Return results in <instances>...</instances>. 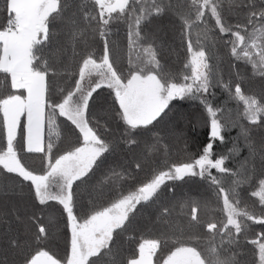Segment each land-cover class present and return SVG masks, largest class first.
<instances>
[{
	"label": "snow or ice",
	"instance_id": "obj_1",
	"mask_svg": "<svg viewBox=\"0 0 264 264\" xmlns=\"http://www.w3.org/2000/svg\"><path fill=\"white\" fill-rule=\"evenodd\" d=\"M92 9L83 3L73 7V0H4V23L0 24V74L9 79L8 90L0 94V171L15 176L20 185L25 182L37 206L61 207L68 240L63 258H57L44 248L21 256L22 264H153V257L168 241L163 237L142 239L135 253L118 259L115 241L130 230L138 206L156 203L163 187L170 181L199 178L209 183L222 205L224 219L202 221L198 217L200 203L189 199L182 207L189 209L190 224L206 229L208 243L201 247L198 237L188 233L178 236L166 255L156 264H239L236 259L242 234L249 222L264 225V170L259 172L250 196L261 207L257 214L242 206L239 189L256 175L251 167L241 175L226 166L227 155L214 153V142H223L226 125L217 116L208 97L218 85L231 93L219 74L208 64L201 45L193 50L188 39L193 24L207 26L205 16L214 20L215 29L230 45L236 59L250 63L254 73L264 78V0H245L239 7L242 15L235 24L222 14L217 0H191L187 14L166 0H91ZM175 15L181 23V35L187 40L190 60L184 65L188 74L179 78L167 73L151 36L145 28L156 19ZM118 21L128 24L130 55L125 71L117 66V51L110 42V25ZM67 33L73 45L83 43L87 34L98 37L102 54L81 55L75 79L69 88L55 84L57 55L50 49L59 48L57 29ZM251 29V30H250ZM143 33V35H142ZM204 39L207 40V34ZM199 44V40L197 41ZM146 45V46H145ZM140 50L135 57L131 52ZM75 52V47L73 48ZM162 58V57H161ZM112 96L115 115L126 129L123 143L129 150L139 146L135 137L154 134L171 111L174 101L199 100L210 118L208 141L201 153L187 162L172 163L153 169L143 180L129 188L115 169L104 170L107 155L116 149L112 130L107 123L94 118L93 109L100 90ZM234 98L244 105L243 117L251 127H241V135L249 142L253 128L264 130V103L255 96L245 95L241 83L234 85ZM62 118L69 125L75 141L64 147L61 141ZM25 155L39 157V171L22 161ZM135 169L142 170L136 162ZM236 177L229 186L213 174ZM98 183L110 190L112 198L102 204L81 203L78 192L82 186ZM172 216L169 206L160 208V219ZM37 227L36 240H48L49 230L39 216L33 214ZM258 249V264H264V232L249 241ZM6 251L0 253V264H9V253L20 255L22 245L8 237ZM14 264V261H13Z\"/></svg>",
	"mask_w": 264,
	"mask_h": 264
},
{
	"label": "trees",
	"instance_id": "obj_2",
	"mask_svg": "<svg viewBox=\"0 0 264 264\" xmlns=\"http://www.w3.org/2000/svg\"><path fill=\"white\" fill-rule=\"evenodd\" d=\"M151 3V0H148ZM159 2V0H157ZM178 8L182 14H187L191 7V0H166ZM222 14L230 23L235 24L242 15L239 7L245 0H217ZM83 3L85 10H91V0H73V7ZM4 0H0V24L4 23ZM207 26L204 24H193L188 39H191L193 50L203 45L208 56V64L224 84H229L231 93L224 87L218 85L209 96V102L214 108L219 109L217 116L221 123L226 125L223 131V142H214V153L227 155L226 166L233 171L243 175L247 169L255 167L256 175L250 183L243 184L239 189L242 206H247L250 211L257 214L261 207L256 198L250 196L261 170H264V130L253 128L249 133L250 140L245 142L241 135V127H251L243 117L244 105L242 101L234 98V85L241 83L245 95L255 96L264 103V78L254 73L252 65L244 60L236 59L231 54L230 45L225 46L223 41L229 39L215 29L214 20L205 16ZM110 42H114L117 51V66L128 68L130 50L128 48V24L118 21L110 25ZM181 23L177 16L167 15L156 19L145 28L151 36L153 47L157 49V58L161 60L167 73L176 77L188 74L184 67L190 60V53L187 51V40L181 35ZM251 30V29H250ZM59 48H52L50 52L57 55L55 70V84L58 87L69 88L75 79L73 73L76 71L81 55L94 53L98 58L102 52V44L98 37L87 34L83 43L73 45L71 38L65 32L57 29ZM207 34L208 39L204 36ZM143 35V33H142ZM199 40V44L197 41ZM264 42V38L257 40V43ZM146 46V45H145ZM75 47V52L73 48ZM143 54L139 49L131 52L135 57ZM162 57V58H161ZM9 87V79L0 74V94H4ZM170 105L171 111L164 121L154 130V134L135 137L140 141L139 146H133L132 150L124 145L123 137L126 129L122 122L115 115V107L112 103V96L107 89L100 90L96 98V107L93 109L94 118L101 124L107 123L112 130V141L116 143L115 151L106 154L107 161L104 170L115 169L123 177L122 184L129 188L138 181H143L153 169H162L168 164L183 163L191 158L197 157L203 146L208 141L210 130V118L205 112L199 100L185 99L174 101ZM61 125V141L64 147L75 141V136L69 131V125L63 122L62 118L57 121ZM22 161L28 166L36 169L41 168L39 157L30 154L25 155L21 151ZM136 162L142 164V170L134 167ZM213 174L222 179L227 187L236 177L221 176L215 170ZM110 190L104 189L98 183H90L82 186L78 192L81 203L87 204L93 201L102 204L112 198ZM189 199L200 203L198 217L202 221L215 220L220 222L224 219L221 212L222 205L217 201L214 190L209 183L199 178H185L183 181H170L166 184L156 203L145 206H138L139 212L130 230L123 233L115 241L118 259L127 258L135 253L138 242L142 239L161 238L168 241L167 247L163 244L154 257V264L168 249L172 248L174 242L181 233L185 238L188 233L198 237L196 243L205 247L208 243L206 229L190 224L189 209L182 207ZM169 206L172 209V216L167 222L160 217V208ZM33 214L39 216L49 230L48 240H36L37 227L31 221ZM264 232V225L249 222V230L242 234L236 259L239 264H258V249L249 243L256 238V234ZM8 237H15L22 245L20 255L9 253V264H22L21 256L28 255L38 248L48 250L57 258H63L68 240V233L65 229L64 216L61 207L56 203L51 206H37L27 183L20 185L17 178L12 174L0 171V253L6 251ZM113 258H106L105 264H111Z\"/></svg>",
	"mask_w": 264,
	"mask_h": 264
},
{
	"label": "rangeland",
	"instance_id": "obj_3",
	"mask_svg": "<svg viewBox=\"0 0 264 264\" xmlns=\"http://www.w3.org/2000/svg\"><path fill=\"white\" fill-rule=\"evenodd\" d=\"M153 264H154V257H153Z\"/></svg>",
	"mask_w": 264,
	"mask_h": 264
}]
</instances>
